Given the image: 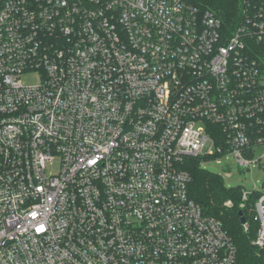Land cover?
I'll return each instance as SVG.
<instances>
[{"label": "built area", "instance_id": "1", "mask_svg": "<svg viewBox=\"0 0 264 264\" xmlns=\"http://www.w3.org/2000/svg\"><path fill=\"white\" fill-rule=\"evenodd\" d=\"M260 147L264 0L232 34L182 0H0V264H236L183 163ZM253 220L264 254V192Z\"/></svg>", "mask_w": 264, "mask_h": 264}, {"label": "trees", "instance_id": "2", "mask_svg": "<svg viewBox=\"0 0 264 264\" xmlns=\"http://www.w3.org/2000/svg\"><path fill=\"white\" fill-rule=\"evenodd\" d=\"M103 1V0H100ZM202 12H211L221 23L222 30L232 34L246 24L260 0H182ZM263 1V0H262ZM200 158L185 159L183 169L190 174L189 197L201 208L204 215L222 223L223 229L232 241L236 264H264V254L253 241L258 224L253 220L255 205L264 192L253 191L242 198L240 187L228 188L219 175L205 170ZM239 212L245 223L242 224ZM246 225V229L245 226Z\"/></svg>", "mask_w": 264, "mask_h": 264}, {"label": "rangeland", "instance_id": "3", "mask_svg": "<svg viewBox=\"0 0 264 264\" xmlns=\"http://www.w3.org/2000/svg\"><path fill=\"white\" fill-rule=\"evenodd\" d=\"M21 80L27 86L37 84L35 74L24 76ZM252 161L249 168H242L232 157H221L213 161L203 162L201 166L205 170L219 175L226 187H240L243 191L251 193L263 189L264 147L255 149Z\"/></svg>", "mask_w": 264, "mask_h": 264}, {"label": "water", "instance_id": "4", "mask_svg": "<svg viewBox=\"0 0 264 264\" xmlns=\"http://www.w3.org/2000/svg\"><path fill=\"white\" fill-rule=\"evenodd\" d=\"M239 217H240V221H241V223L244 224V223H245V220H244V218L242 217V213H241V212H239Z\"/></svg>", "mask_w": 264, "mask_h": 264}]
</instances>
